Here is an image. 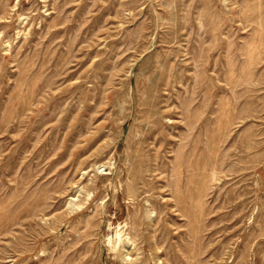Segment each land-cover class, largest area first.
Listing matches in <instances>:
<instances>
[{
    "label": "rangeland",
    "instance_id": "obj_1",
    "mask_svg": "<svg viewBox=\"0 0 264 264\" xmlns=\"http://www.w3.org/2000/svg\"><path fill=\"white\" fill-rule=\"evenodd\" d=\"M0 264H264V0H0Z\"/></svg>",
    "mask_w": 264,
    "mask_h": 264
},
{
    "label": "bare ground",
    "instance_id": "obj_2",
    "mask_svg": "<svg viewBox=\"0 0 264 264\" xmlns=\"http://www.w3.org/2000/svg\"><path fill=\"white\" fill-rule=\"evenodd\" d=\"M88 197V196H87ZM77 207V206H76ZM117 235H118V233H116ZM117 237H119V235L117 236ZM140 250V249H139ZM130 259V258H129ZM192 259V258H191Z\"/></svg>",
    "mask_w": 264,
    "mask_h": 264
}]
</instances>
